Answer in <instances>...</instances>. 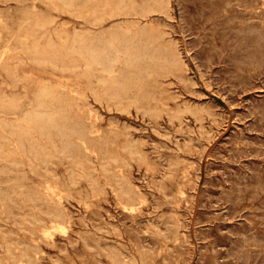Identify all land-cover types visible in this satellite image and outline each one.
Masks as SVG:
<instances>
[{
    "label": "rangeland",
    "instance_id": "obj_1",
    "mask_svg": "<svg viewBox=\"0 0 264 264\" xmlns=\"http://www.w3.org/2000/svg\"><path fill=\"white\" fill-rule=\"evenodd\" d=\"M79 1L81 4L74 0L71 6L60 0H0V264H206L208 260L207 264L212 261V264H264V0H245L247 3L244 0H187L190 3L169 0L167 9H158L160 14L150 10L157 8L152 0H126V4L112 12L111 6L96 4L95 0ZM94 10L102 13L104 19L98 22ZM164 10L168 11L164 13ZM105 29L109 31L106 33ZM149 29L155 34H150ZM75 30L77 34L94 38L124 32L122 35L126 38L140 41L137 53L143 55L144 69L148 68L147 72L142 69L138 74L141 84L137 81L139 85L135 84L115 99L103 86L107 73L100 66L87 72L81 66H70L66 58L55 65L36 55L34 48L43 49L49 43L65 44ZM142 44L148 45L143 49ZM117 50L112 54L119 55V60L129 53L120 47ZM169 50L173 51L169 57L174 52L181 53L182 68L179 65L169 68L171 64L163 61ZM116 64L115 75L120 80L127 71L120 61ZM152 66L156 72L159 69L164 72L155 73L151 71ZM163 73L166 75L162 76ZM183 76L189 82H184ZM42 88L59 93V102L53 104L65 112L68 122L84 130L83 134L75 130L68 133L67 139L72 143L68 149L64 146L65 137L56 130L47 136L28 122L29 115L38 108ZM135 93L140 96L137 103L132 99ZM150 93L156 97L152 99ZM9 102L15 107L1 104ZM126 126L128 129H123ZM35 148L39 150L34 154ZM123 189L133 192L124 194L120 192ZM53 206L64 217L61 221L64 229L45 235L40 225L49 221ZM121 206L128 209L125 211ZM149 251L160 256L154 257ZM142 256L149 258L142 259Z\"/></svg>",
    "mask_w": 264,
    "mask_h": 264
},
{
    "label": "bare ground",
    "instance_id": "obj_2",
    "mask_svg": "<svg viewBox=\"0 0 264 264\" xmlns=\"http://www.w3.org/2000/svg\"><path fill=\"white\" fill-rule=\"evenodd\" d=\"M52 1V0H51ZM78 2H80L79 0H77ZM126 0H95V2H96V4H99V5H102V6H106V7H109V6H111V12L112 11H115V9L116 8H119L124 2H125ZM129 1H131V0H129ZM143 1V0H142ZM150 1V0H149ZM184 2H186L185 0H183ZM190 1V0H189ZM189 1H187V2H189ZM192 1V0H191ZM200 1V0H199ZM202 1V0H201ZM204 1V0H203ZM206 1V0H205ZM229 1V0H228ZM245 1V0H244ZM250 0H248V2H249ZM20 2V1H19ZM60 2H63V3H65L66 5H71L72 6V4L74 5V0H60ZM143 2H145V1H143ZM226 2H227V0H226ZM237 2V1H236ZM3 3V2H2ZM22 3V2H21ZM87 3V2H86ZM129 3V2H128ZM127 3V4H128ZM150 4H151V2H149ZM148 3V4H149ZM155 3V4H154ZM190 3V2H189ZM199 3V2H198ZM202 3H204V2H202ZM210 3V2H209ZM222 3V2H221ZM230 3H232V2H230ZM245 3H247L246 1H245ZM255 3V2H254ZM77 4V3H76ZM79 4V3H78ZM80 4H81V2H80ZM124 4H126V3H124ZM137 4V6L138 5H140L139 3H136ZM147 4V3H146ZM152 4H154L157 8H155V7H153V8H151V7H149V8H151L150 10H152V11H158V9L159 10H162V9H167V7L168 6H170V3H169V0H152ZM186 4V3H185ZM195 4V3H194ZM214 4V3H213ZM224 4H226V3H224ZM36 5V4H35ZM153 5V6H154ZM228 5V4H227ZM229 5H231V4H229ZM235 5V4H234ZM237 5V4H236ZM76 6V5H75ZM126 6H128V5H126ZM142 6V5H141ZM148 6V5H147ZM152 6V5H151ZM182 6V5H181ZM187 6V5H186ZM197 6V5H196ZM200 6H201V4H200ZM203 6V5H202ZM207 7L209 6V5H206ZM205 6V7H206ZM211 6V5H210ZM216 6H217V4H216ZM232 6V5H231ZM230 6V7H231ZM243 6H244V4H243ZM246 6V5H245ZM258 6V5H257ZM69 7V6H68ZM97 7V6H96ZM140 7V6H139ZM187 7H189V6H187ZM204 7V6H203ZM202 7V8H203ZM228 7V6H227ZM249 7V6H248ZM253 7V6H252ZM31 8V7H30ZM73 8V7H72ZM135 7L133 6V9H134ZM141 8V7H140ZM172 8V7H171ZM198 8V7H197ZM211 8V7H210ZM217 8H219V7H217ZM216 7H215V9H217ZM238 8V7H237ZM258 8V7H257ZM256 8V9H257ZM77 9V8H76ZM75 9V10H76ZM136 9V8H135ZM142 9V8H141ZM144 9V8H143ZM142 9V10H143ZM145 9H147V8H145ZM181 9H182V7H181ZM184 9H185V7H184ZM187 9V8H186ZM248 9V8H247ZM66 10V9H65ZM68 10V9H67ZM80 10V9H79ZM219 10V9H218ZM243 10V9H242ZM254 10V9H253ZM98 10H94V14H95V19L98 21V20H101L102 18L104 19V17H102L101 18V16H102V13H98L97 12ZM126 11H128V10H126ZM134 11H136V10H134ZM154 11V12H155ZM163 11V10H162ZM165 11H168V10H164V13H165ZM184 11V10H183ZM214 11V10H213ZM250 11V10H249ZM1 12V11H0ZM29 12V11H28ZM27 12V13H28ZM144 12H145V10H144ZM182 12V11H181ZM185 12H187V11H185ZM185 12L183 13V17H184V15H185ZM201 12V11H200ZM204 12V11H203ZM221 12V11H220ZM32 13V12H31ZM98 13V14H97ZM149 13V12H148ZM148 13H147V10H146V14L148 15ZM158 13H159V11H158ZM170 13V12H169ZM188 13V12H187ZM199 13V12H198ZM202 13V12H201ZM205 13V12H204ZM207 13V12H206ZM219 13V12H218ZM1 14V13H0ZM122 14V13H121ZM126 14V13H125ZM138 14V13H137ZM141 14V13H140ZM145 14V13H144ZM145 14V16H147ZM160 14V13H159ZM168 14V13H167ZM166 14V15H167ZM172 14V13H171ZM211 14V13H210ZM219 14H221V13H219ZM123 15V14H122ZM139 15V14H138ZM170 15V14H169ZM173 15V14H172ZM215 15V14H214ZM216 15H217V13H216ZM260 15H261V13H260ZM4 16V15H3ZM110 16V15H109ZM153 16V15H152ZM165 15H163V17H164ZM171 16V15H170ZM192 16H194V15H192ZM191 16V17H192ZM198 16H199V14H198ZM207 16H209V15H207ZM206 16V17H207ZM245 16V15H244ZM258 16V15H257ZM5 17V16H4ZM126 17V16H125ZM161 17V16H160ZM168 17V16H167ZM183 17H181V18H183ZM197 17V16H196ZM200 17V16H199ZM205 17V18H206ZM226 17V16H225ZM229 17V16H228ZM259 17V16H258ZM164 18H166V17H164ZM186 18V17H185ZM195 18V17H194ZM108 19V18H107ZM128 19V18H127ZM137 19V18H136ZM159 19V18H158ZM193 19V18H192ZM203 19V18H202ZM210 19V18H209ZM230 19V18H229ZM234 19V18H233ZM237 19V18H236ZM161 20V19H160ZM167 20V19H166ZM188 20V19H187ZM204 20V19H203ZM207 20V19H206ZM230 20H232V19H230ZM243 20V19H242ZM134 21V20H133ZM199 21H201V20H199ZM213 21H215V18H214V20ZM244 21V20H243ZM99 22V21H98ZM98 22H96V23H98ZM124 22V21H123ZM127 22H129V21H127ZM136 22V21H135ZM162 22V21H161ZM166 22V21H165ZM169 22V21H168ZM167 22V23H168ZM184 23H185V21H183ZM187 22V21H186ZM195 22V19H194V21H193V23ZM223 22V21H222ZM226 22V21H225ZM240 22V21H239ZM258 22V21H257ZM120 23V22H119ZM136 23H138V21L136 22ZM147 23V22H146ZM156 23V22H155ZM158 23V22H157ZM171 23V22H170ZM192 23V22H191ZM198 23V22H197ZM208 23V22H207ZM241 23V22H240ZM245 23V22H244ZM254 23V22H253ZM256 23V22H255ZM91 24V23H90ZM121 24V23H120ZM130 24H134V23H130ZM162 24V23H161ZM161 24H160V26H161ZM172 24V23H171ZM204 24H205V22H204ZM211 24V23H210ZM243 24V23H242ZM250 24V23H249ZM251 24H252V22H251ZM260 24V23H259ZM95 25V24H94ZM116 25V24H115ZM114 25V26H115ZM147 25V24H146ZM149 25V24H148ZM147 25V26H148ZM151 25V24H150ZM148 26V27H150V28H152L151 26ZM158 25H159V23H158ZM169 25V24H168ZM221 25V24H220ZM233 25V24H232ZM236 25V24H235ZM241 25V24H240ZM256 25H257V23H256ZM75 26V25H74ZM114 26H113V29L115 30L116 28H114ZM124 26V25H123ZM133 26V25H132ZM144 26V25H143ZM142 26V28H144ZM216 26V25H215ZM251 26H254V25H251ZM116 27H118V25L116 26ZM125 27V26H124ZM134 27H136V26H134ZM139 27V29H140V27H141V25L140 26H138ZM146 27V26H145ZM166 27V26H165ZM186 27V26H185ZM233 27V26H232ZM236 27V26H235ZM258 27H260V26H258ZM120 28H122V27H120ZM154 28V27H153ZM164 28V27H163ZM169 28V27H168ZM170 28H172V30H174L173 28L174 27H170ZM169 28V29H170ZM187 28V27H186ZM203 28V27H202ZM210 28V27H209ZM228 28V27H227ZM112 29V28H111ZM138 29V28H137ZM138 29V30H139ZM155 30H156V28H154ZM189 29V28H188ZM204 29H205V27H204ZM207 29V28H206ZM224 29V28H223ZM120 30V29H119ZM123 30H125V29H123ZM136 30V29H135ZM137 30V31H138ZM141 30V29H140ZM139 30V31H140ZM146 30V29H145ZM149 30H151V29H149ZM148 30V31H149ZM162 30H164V29H162ZM168 30V29H167ZM190 30V29H189ZM222 30V29H221ZM78 31V30H77ZM85 31V30H84ZM89 31V30H88ZM105 31H106V33H107V31H109V30H106L105 29ZM104 31V32H105ZM117 31V30H116ZM130 31H131V28H130ZM132 31H133V29H132ZM141 31H143V30H141ZM147 31V32H148ZM165 31V30H164ZM191 31V30H190ZM197 31V30H196ZM196 31H195V34L197 35V33H196ZM203 31V30H202ZM211 31H214V29L213 30H211ZM75 32H76V30H75ZM74 32V33H75ZM79 32V31H78ZM121 32V31H120ZM128 32H129V29H128ZM145 32V31H144ZM127 33V32H126ZM134 32H132V34H133ZM142 33V32H141ZM157 33V32H156ZM162 33H164V32H162ZM211 33V32H210ZM213 33V32H212ZM220 33V32H219ZM85 35V33H82V35L81 34H77V32L72 36V37H70V38H67V39H69L70 41L69 42H67V43H65V44H56V43H49L47 46H46V48H43V49H37V48H34V51H35V53H36V55L37 56H39L40 57V59L42 60H44V61H51V62H53L55 65H57L58 63H62L63 61H65L64 59L66 58V59H68L70 62V66H72V67H75V66H81L85 71H87V72H90V71H92L93 69H95V68H97V67H101L102 69H101V71H105L106 73H107V76L106 77H104L103 78V80H102V83H103V86H104V88H106L108 91H109V93H110V96L111 97H114L115 99H117L119 96H121V95H123V94H125V92H127L131 87H133V86H135V84H137V85H139V83L141 84V82L140 81H138V74L142 71V69H144L145 67H144V65L146 64H144V62H143V55L141 56V54H138L137 53V49H138V47H139V42H136L132 37H131V39H129V38H126L125 36H123L122 34H125L124 32H122L121 34H118V33H108L107 35H105L104 34V36H100V37H96V38H94V37H91V35L89 36V37H86V36H84ZM129 34V33H128ZM148 35H150V34H155L154 33V31H153V29L151 30V32H150V34H149V32L147 33ZM167 34H169V33H166V35ZM208 34H209V32H208ZM222 34V33H221ZM234 34H235V32H234ZM134 35V34H133ZM143 35H144V33H143ZM164 35H165V33H164ZM202 36H203V34H201ZM216 35V34H215ZM220 35V34H219ZM224 35H226V34H224ZM97 36V35H96ZM128 36H132V35H128ZM210 36V35H209ZM217 36V35H216ZM222 36V35H221ZM7 37V36H6ZM152 37H153V35H152ZM155 37V36H154ZM211 37V36H210ZM213 37V36H212ZM8 38V37H7ZM145 38H148L147 36L145 37ZM157 38H159V35L157 36ZM176 38V37H175ZM205 38V37H204ZM220 38V37H219ZM231 38H233L232 37V33H231ZM1 39V38H0ZM215 39V38H214ZM213 39V40H214ZM234 39V38H233ZM149 40L151 41L152 39L150 38V36H149ZM155 40H157L156 38L154 39V41ZM159 40V39H158ZM170 40V39H169ZM229 40V39H228ZM153 41V40H152ZM162 41H163V39H162ZM165 41H166V39H165ZM202 41V40H201ZM204 41H206V40H204ZM225 41V40H224ZM157 42V41H156ZM159 42H161L160 40H159ZM174 42V41H173ZM172 42V43H173ZM178 42V41H177ZM212 42V41H211ZM228 42V41H227ZM248 42V41H247ZM152 43V42H151ZM154 43V42H153ZM162 44H164V42H161ZM165 43H168V41L167 42H165ZM144 44H145V42H144ZM175 44V43H174ZM173 44V45H174ZM199 44V43H198ZM209 44V43H208ZM211 44V43H210ZM223 44V43H222ZM249 44V43H248ZM143 45V44H142ZM148 45V44H147ZM147 45H143V47L144 46H146L147 47ZM153 45V44H152ZM152 45H151V47H152ZM165 46H166V44H164ZM163 45V46H164ZM214 45V44H213ZM226 45V44H225ZM250 45H251V43H250ZM264 45V44H263ZM159 46V45H158ZM162 46V45H161ZM169 46H171V45H168V47ZM202 46V45H201ZM224 46V45H223ZM22 47V46H21ZM25 47V46H24ZM118 47H120L123 51L125 50H128L129 51V53H127L126 55H124V57L122 56V60L120 59L119 60V55H113L112 53L114 52H116L117 53V49H118ZM167 47V46H166ZM174 47V49H176V52H177V48H175L176 46H173ZM178 47V46H177ZM222 47V46H221ZM23 48V47H22ZM153 48V47H152ZM154 48H156V47H154ZM153 48V49H154ZM164 48V47H163ZM170 48V47H169ZM184 48V47H183ZM209 48H211V47H209ZM214 48V47H213ZM224 48V47H223ZM241 48V47H240ZM143 49H145V47L143 48ZM150 49V48H149ZM159 49H160V47H159ZM158 49V50H159ZM171 49V48H170ZM205 49H206V47H205ZM212 49V48H211ZM228 49V48H227ZM247 49V48H246ZM117 50V51H116ZM161 50V49H160ZM214 50V49H213ZM140 51H141V49H140ZM154 51H157V48H156V50L154 49ZM153 51V52H154ZM164 52H165V50H163ZM170 51V52H169ZM169 51H167L168 52V54L167 55H165V53L164 52H161V53H164V59H163V61L164 62H166L167 63V65H170L169 66V68L171 67L172 68V66H177V65H179L180 66V64H182V62H181V59H180V55H179V53H176V52H174V54L172 55V56H170L169 57V55L171 54V51L172 50H169ZM201 51V50H200ZM208 51V50H207ZM122 51L120 50L119 51V53H121ZM147 52V51H146ZM150 52V51H149ZM152 52V51H151ZM173 52V51H172ZM209 52V51H208ZM207 52V53H208ZM247 52V51H246ZM255 52V51H254ZM155 53V52H154ZM160 53V52H159ZM160 53V54H161ZM170 53V54H169ZM202 53V52H201ZM210 53V52H209ZM220 52H218V53H216V54H219ZM228 53H229V50H228ZM122 54V53H121ZM152 54V53H151ZM158 55V56H160V58L162 57L161 55ZM181 54V53H180ZM203 54V53H202ZM222 54V53H221ZM231 54V53H230ZM240 54V53H239ZM238 54V55H239ZM156 55H157V53H156ZM205 55V54H204ZM215 54H213V56H214ZM249 55V54H248ZM147 56V55H146ZM154 56V55H153ZM210 56V55H209ZM225 56V55H224ZM227 56H228V54H227ZM226 56V57H227ZM151 57V56H150ZM233 57V56H232ZM145 58V57H144ZM147 58V57H146ZM145 58V59H146ZM157 58V57H156ZM163 58V57H162ZM161 58V59H162ZM216 58V57H215ZM236 58V57H235ZM145 59H144V61H145ZM148 59V58H147ZM203 59H205V58H203ZM220 59V58H219ZM222 59H225V58H222ZM240 59V58H239ZM238 59V60H239ZM206 60V59H205ZM216 60V59H215ZM229 60V59H228ZM117 61H118V63H119V61L122 63L121 65H123V67L126 69V70H124V71H127V72H125V74L124 73H122V75L124 74V76H122V77H120V80L119 79H117V78H119V77H117L116 75H115V68H117ZM161 61V60H160ZM212 61H214V60H212ZM217 61V60H216ZM216 61H214L215 63H216ZM243 61V60H242ZM154 62V61H153ZM163 63V62H162ZM214 63V64H215ZM218 63V62H217ZM226 63H228V61L226 62ZM238 63V62H237ZM257 62H255V64H256ZM148 64V63H147ZM151 64V63H150ZM153 64V63H152ZM157 64V63H156ZM225 64V63H224ZM240 64H242V63H240ZM149 65V64H148ZM148 65H146V66H148ZM158 65V64H157ZM186 65H187V63H186ZM185 65V66H186ZM211 65V64H210ZM223 65V64H222ZM160 66V65H159ZM166 66V65H165ZM238 66H240V65H238ZM241 66H243V65H241ZM240 66V67H241ZM262 66V65H261ZM120 67V66H119ZM149 67V66H148ZM156 67V66H155ZM161 67V66H160ZM232 67V66H231ZM244 67V66H243ZM246 67V66H245ZM163 68V67H162ZM174 68V67H173ZM180 68H182V66H180ZM235 68V67H234ZM154 68H153V66H152V69H151V71L153 70ZM155 69H157V67L155 68ZM159 69V68H158ZM175 69V68H174ZM202 69V68H201ZM236 69V68H235ZM238 69V68H237ZM246 69V68H245ZM123 70L121 71V69H120V72H123ZM146 70V71H145ZM147 70H148V68L147 69H144V71L145 72H147ZM150 70V69H149ZM169 70H171V69H169ZM234 69H232V71H233ZM248 70V69H247ZM255 70V69H254ZM155 73H158V72H160V71H162V72H164L162 69H159V71L158 72H156L155 70H153ZM166 71V70H165ZM178 71V70H177ZM176 71V72H177ZM104 72V73H105ZM143 72V71H142ZM168 72V71H167ZM170 72V71H169ZM168 72V73H169ZM173 72V71H172ZM205 72V71H204ZM230 72V71H229ZM248 72V71H247ZM250 72V71H249ZM119 72H117V74H118ZM167 73V74H168ZM121 74V73H120ZM143 74V73H142ZM142 74H140V75H142ZM149 74V73H148ZM148 74H146V76H148ZM170 74V73H169ZM172 74H174V73H172ZM172 74H170V75H172ZM251 74V73H250ZM119 75V74H118ZM139 75V76H140ZM145 75V74H144ZM160 75H161V73H159V77H160ZM164 75H166V73H163L162 74V76H164ZM169 75V76H170ZM207 75V74H206ZM241 75V74H240ZM247 75V74H246ZM251 75H253V74H251ZM120 76V75H119ZM226 76V75H225ZM231 75H229V77H230ZM249 76V75H248ZM141 77V76H140ZM142 77H143V75H142ZM142 77H141V81H142ZM145 77V76H144ZM152 77V76H151ZM157 77H158V75H157ZM158 77V78H159ZM167 76H165V78H166ZM173 77V76H172ZM176 77V76H175ZM181 76H179V78H180ZM240 77V76H239ZM244 77H245V75H244ZM17 78V77H16ZM145 78H147V77H145ZM162 78V77H161ZM164 78V77H163ZM186 78V77H185ZM190 78V77H189ZM188 78V79H189ZM181 79H184V76H183V78H181ZM191 80H192V78H190ZM194 79V78H193ZM240 79V78H239ZM101 80V79H100ZM140 80V79H139ZM190 80V81H191ZM195 80V79H194ZM221 80V79H220ZM137 81L139 82V83H137ZM147 81V80H146ZM157 81H159V80H157ZM157 81H155V82H157ZM181 82H182V80H180ZM185 81H188L189 82V80H185L184 79V82ZM225 81V80H224ZM247 81V80H246ZM159 82H161V81H159ZM170 82V81H169ZM183 82V83H184ZM222 82H223V80H222ZM228 83H229V81H227ZM152 83V82H151ZM154 83V82H153ZM176 83V82H175ZM183 83H181V84H183ZM187 83V82H186ZM196 83V82H195ZM225 83V82H224ZM231 83V82H230ZM233 83V82H232ZM231 83V84H232ZM235 83V82H234ZM246 83H249V82H246ZM146 84H148V83H146ZM157 84V83H156ZM156 84H153V86L154 85H156ZM161 84H163V83H161ZM167 84V83H166ZM188 84V83H187ZM190 84V83H189ZM251 84V83H250ZM100 85V84H99ZM150 86L152 85V84H149ZM148 85V86H149ZM159 85V84H158ZM185 85V84H184ZM197 85V84H196ZM206 85V84H205ZM50 86H51V88L53 89V87H52V85L50 84ZM101 86V85H100ZM147 86V85H146ZM187 86V85H186ZM236 86H238L237 84H236ZM159 87H160V85H159ZM134 88V87H133ZM151 88H152V86H151ZM52 89H49V88H42L41 89V91L39 92V101H38V108H36L35 110H34V112H30L31 114L29 115V117H28V122L31 124V126L33 127V128H37L41 133H43V134H45V135H47V136H50L51 134V132L53 131V130H56V132L60 135V136H64L65 137V143H64V146H65V148L66 149H68L69 147H71L72 146V143H71V140L70 139H67V136L69 135L68 133H70L71 131L73 132L74 130L76 131V132H78V133H82L83 134V129H80V128H76L77 126H79L78 124H76L77 126H75V125H73V123L72 122H68V116H66V114H65V112L62 110V109H60V107L57 105H55V104H53V103H58L59 102V99H60V95H59V93H57V92H55V91H53ZM153 89H155V88H153ZM179 89V88H178ZM161 90V89H160ZM177 90V89H176ZM186 90V89H185ZM184 90V91H185ZM141 91V90H140ZM169 91V90H168ZM191 91V90H190ZM193 91V90H192ZM163 92H166V91H163ZM145 93V92H144ZM153 93V92H152ZM155 93V92H154ZM167 93V92H166ZM164 94V93H163ZM188 94V93H187ZM195 94V93H194ZM199 94V93H198ZM197 94V95H198ZM205 94V93H204ZM227 94V93H226ZM87 95V94H86ZM200 95V94H199ZM145 96H146V94H145ZM148 96V95H147ZM150 96H151V93H150ZM155 96V95H154ZM185 96V95H184ZM151 97H153V95L151 96ZM156 97V96H155ZM155 97H153L152 99H154ZM201 97V96H200ZM147 98V97H146ZM177 98H179L178 96H177ZM90 99V98H89ZM129 99V98H128ZM132 99H134V101H135V103H137V102H139L140 101V96H139V94L138 93H135V95H134V98H132ZM156 99H160V98H156ZM188 99V98H187ZM200 99H202V98H200ZM147 100H148V98H147ZM161 100V99H160ZM186 101V100H185ZM189 102V101H188ZM198 102V101H197ZM192 103V102H191ZM199 103H201V102H199ZM198 103V104H199ZM203 103V102H202ZM4 107H7V108H13V107H15V105H14V103H11V102H9V103H7V104H4V103H1ZM91 104V103H90ZM212 104V103H211ZM249 104V103H248ZM92 105V104H91ZM168 105V104H167ZM193 105H194V103H193ZM204 105V104H203ZM216 105V104H215ZM263 105V104H262ZM131 106V105H130ZM169 106H171V105H169ZM184 106H186V105H184ZM183 106V107H184ZM199 106V105H198ZM201 106V105H200ZM219 106V105H218ZM204 108V107H203ZM216 108V107H215ZM30 109V108H29ZM137 109H138V107H137ZM152 109V108H151ZM150 109V110H151ZM213 109V108H212ZM219 109V108H218ZM99 110V109H98ZM153 110H154V108H153ZM161 110V109H160ZM185 110V109H184ZM137 111V110H136ZM212 111V110H211ZM131 112V111H130ZM203 112H204V110H203ZM203 112H201L202 114H203ZM206 112V111H205ZM213 112V111H212ZM99 113V112H98ZM211 113V112H210ZM209 113V114H210ZM216 113H217V111H216ZM215 113V114H216ZM226 113V112H225ZM250 113V112H249ZM256 113V112H255ZM102 114V113H101ZM166 114V113H165ZM208 114V115H209ZM215 114H214V116H215ZM222 114V113H221ZM103 115V114H102ZM101 115V116H102ZM138 115V114H137ZM151 115H152V113H151ZM153 115H155V114H153ZM191 115V114H190ZM217 115V114H216ZM158 116V115H157ZM167 116V115H166ZM179 116V115H178ZM202 116V115H201ZM204 116V115H203ZM202 116V117H203ZM210 116H211V114H210ZM213 116V115H212ZM111 117V116H110ZM219 117V116H218ZM105 118V117H104ZM116 118H117V116H116ZM150 118V117H149ZM148 118V119H149ZM153 118H156V117H153ZM158 118H159V116H158ZM167 118H168V116H167ZM196 118V117H195ZM200 118V117H199ZM258 118V117H257ZM120 119V118H119ZM170 120H172L171 118H169ZM179 119V118H178ZM182 119V118H181ZM187 119V118H186ZM205 119V118H204ZM112 120L114 121V119L112 118ZM143 120V119H142ZM152 120V119H151ZM154 120V119H153ZM157 120V119H156ZM155 120V121H156ZM201 120V119H200ZM199 120V121H200ZM112 121V122H113ZM121 121V120H120ZM154 121V122H155ZM117 122V121H116ZM144 122H146L145 120H144ZM158 122V121H157ZM170 122V121H169ZM113 123H115V122H113ZM118 124H119V122H117ZM180 123V122H179ZM124 124H125V122H124ZM120 125V124H119ZM156 125V124H155ZM160 125V124H159ZM204 125V124H203ZM102 126V125H101ZM124 126V125H123ZM132 126V125H131ZM135 126V125H134ZM186 126H187V124H186ZM129 127V126H128ZM209 127V126H208ZM254 127V126H253ZM76 128V129H75ZM121 128V127H120ZM119 128V129H120ZM133 128V127H132ZM144 128V127H143ZM158 128V127H157ZM243 128V127H242ZM258 128V127H257ZM123 129H128L127 128V126H126V128H123ZM122 128H121V130H123ZM130 129H131V127H130ZM134 129V128H133ZM161 129V128H160ZM193 129V128H192ZM251 129V128H250ZM138 130V129H137ZM166 130V129H165ZM236 130V129H235ZM260 130V129H259ZM131 131V130H130ZM150 131V130H149ZM153 131H154V129H153ZM156 131V130H155ZM168 131V130H167ZM194 131H195V129H194ZM199 132V131H198ZM237 132V131H236ZM246 132V131H245ZM131 133H132V131H131ZM231 133V132H230ZM229 133V134H230ZM128 134V133H127ZM158 134V133H157ZM164 134V133H163ZM171 134V133H170ZM176 134V133H175ZM196 134V133H195ZM232 134V133H231ZM235 134V133H234ZM129 135V134H128ZM133 135H134V133H133ZM132 136V135H131ZM167 136V135H166ZM171 136V135H170ZM201 136V135H200ZM216 136V135H215ZM230 136V135H229ZM238 136V135H237ZM245 136V135H244ZM148 137H151V136H148ZM164 137V136H163ZM190 137V136H189ZM188 137V138H189ZM235 137V136H234ZM250 137V136H249ZM256 137V136H255ZM140 138V137H139ZM228 138V137H227ZM243 138V137H242ZM247 138V137H246ZM133 139V138H132ZM201 139V138H200ZM203 139V138H202ZM235 139V138H234ZM251 139H252V137H251ZM131 140V139H130ZM137 140V139H136ZM135 140V141H136ZM195 140V139H194ZM229 140V139H228ZM238 140V139H237ZM256 140V139H255ZM138 141H140V140H138ZM144 141V140H143ZM170 141V140H169ZM190 141H191V138H190ZM196 141H197V139H196ZM234 141V140H233ZM130 142H134L133 140L132 141H130ZM147 142V141H146ZM191 142H193V141H191ZM207 142V141H206ZM238 142V141H237ZM53 143V142H52ZM137 143V142H136ZM148 143V142H147ZM153 143V142H152ZM176 143V142H175ZM185 143V142H184ZM184 143H183V145H184ZM195 143V142H194ZM247 143V142H246ZM160 144V143H159ZM158 144V145H159ZM188 144V143H187ZM186 144V145H187ZM190 144V143H189ZM197 144V143H196ZM222 144V143H221ZM234 144V143H233ZM242 144V143H241ZM255 144V143H254ZM143 145H145V144H143ZM161 145V144H160ZM193 145V144H192ZM195 145V144H194ZM223 145V144H222ZM247 145V144H246ZM177 146V145H176ZM196 146V145H195ZM194 146V147H195ZM199 146V145H198ZM205 146H207V145H205ZM218 146V145H217ZM250 146V145H249ZM137 147V146H136ZM165 147V146H164ZM178 147H179V144H178ZM184 147H185V145H184ZM261 147H263V146H261ZM138 148V147H137ZM162 148V147H161ZM166 148V147H165ZM180 148V147H179ZM196 148V147H195ZM242 148H244V147H242ZM253 148V147H252ZM164 149V148H163ZM233 149V148H232ZM245 149V148H244ZM38 150L39 149H34V154L35 153H38ZM144 150V149H143ZM153 150V149H152ZM183 150V149H182ZM182 150H180V151H182ZM199 150V149H198ZM217 150H219V149H217ZM238 150V149H237ZM243 150V149H242ZM259 150V149H258ZM139 151V150H138ZM146 151V150H145ZM174 151V150H173ZM178 151V150H177ZM239 151V150H238ZM241 151V150H240ZM253 151V150H252ZM252 151H251V153H252ZM255 151V150H254ZM262 151V150H261ZM149 152V151H148ZM195 152H197L196 150H195ZM214 152H216V151H214ZM226 152V151H225ZM243 152V151H242ZM245 152V151H244ZM200 153V152H199ZM218 153V152H217ZM220 153V152H219ZM230 153V152H229ZM138 154H140V153H138ZM159 154H160V152H159ZM197 154V153H196ZM262 154H264L263 152H262ZM237 155V154H236ZM244 155V154H243ZM147 156H149V155H147ZM197 156V155H196ZM210 156V155H209ZM214 156V155H213ZM223 156V155H222ZM231 156V155H230ZM239 156V155H238ZM254 156V155H253ZM200 157V156H199ZM220 157V156H219ZM234 157V156H233ZM159 158V157H158ZM164 158V157H163ZM252 158V157H251ZM118 159V158H117ZM139 159V158H138ZM167 159V158H166ZM169 159V158H168ZM184 159V158H183ZM222 159V158H221ZM233 159V158H232ZM236 159V158H235ZM243 159V158H242ZM250 159V158H249ZM255 159V158H254ZM132 160H133V158H132ZM170 160V159H169ZM185 160V159H184ZM187 160H188V158H187ZM201 160V159H200ZM238 160H239V158H238ZM253 160V159H252ZM91 161V160H90ZM120 161V160H119ZM165 161V160H164ZM173 161V160H172ZM171 161V162H172ZM178 161V160H177ZM176 161V162H177ZM189 161H190V159H189ZM192 161V160H191ZM194 161V160H193ZM174 162V161H173ZM196 162V161H195ZM49 163V162H48ZM156 163V162H155ZM159 163V162H158ZM179 163V162H178ZM191 163H194V162H191ZM225 163L226 162H224L223 164L225 165ZM258 163V162H257ZM257 163H256V165H257ZM180 164V163H179ZM130 165V164H129ZM168 165V164H167ZM174 165H175V167H177V165L176 164H173L172 166L174 167ZM199 165V164H198ZM201 165V164H200ZM216 165V164H215ZM235 165V164H234ZM238 165V164H237ZM253 165V164H252ZM163 166H164V164H163ZM212 166V165H211ZM223 166V165H222ZM230 166V165H229ZM229 166H228V168H229ZM162 167V166H161ZM238 167V166H237ZM165 169H166V167H164ZM243 168H244V166H243ZM263 169H264V167H262ZM261 168V169H262ZM164 169V170H165ZM175 169V168H174ZM231 169V168H230ZM252 169V168H251ZM255 169V168H254ZM259 169V168H258ZM257 169V170H258ZM261 169H260V172H261ZM221 170V169H220ZM226 170V169H225ZM224 170V171H225ZM240 170V169H239ZM256 170V169H255ZM197 171V170H196ZM222 171V170H221ZM223 171V172H224ZM247 171V170H246ZM249 171V170H248ZM263 171V170H262ZM233 172V171H232ZM196 173V172H195ZM263 173V172H262ZM193 174V173H192ZM215 174V173H214ZM162 175V174H161ZM249 175V174H248ZM252 175V174H251ZM254 175V177H255V174H253ZM264 175V174H263ZM196 177H197V175H196ZM232 177V176H231ZM261 177H262V175H261ZM152 178V177H151ZM155 178V177H154ZM218 178V177H217ZM229 178V177H228ZM235 178H236V176H235ZM248 178V177H247ZM124 179V178H123ZM153 179V178H152ZM151 179V180H152ZM156 179V178H155ZM152 180V181H156V180ZM165 179V178H164ZM192 179H193V177H192ZM207 179V178H206ZM138 180H139V178H138ZM146 180V179H145ZM254 180V179H253ZM146 181H148V180H146ZM162 181V180H161ZM256 181V180H255ZM163 182V181H162ZM252 182V181H251ZM121 183H122V181H121ZM149 183V182H148ZM243 183V182H242ZM255 183V182H254ZM126 184V183H125ZM127 184H128V186H129V183H128V181H127ZM133 184H135V183H133ZM164 184V183H163ZM212 184H214V183H212ZM217 184V183H216ZM244 184V183H243ZM160 185H162V184H160ZM224 185H225V182H224ZM250 185V184H249ZM121 186V185H120ZM165 187H166V185H164ZM21 187H23V186H21ZM20 187V188H21ZM131 187V186H130ZM129 187V188H130ZM157 187V186H156ZM161 187V186H160ZM212 187V186H211ZM235 187V186H234ZM20 188H18L20 191H21V189ZM124 188V187H123ZM133 188V187H132ZM143 188V187H142ZM152 188V187H151ZM218 188V187H217ZM242 188V187H241ZM14 189V188H13ZM131 189V188H130ZM134 189V188H133ZM132 189V190H133ZM165 189V188H164ZM161 190V189H160ZM168 190H169V188H168ZM203 190V189H202ZM124 192V194H125V192H131L130 190H128V189H123V190H120V192ZM162 191V190H161ZM165 191V190H164ZM163 191V192H164ZM183 191V190H182ZM122 192V193H123ZM133 192V191H132ZM131 192V193H132ZM143 192V191H142ZM159 192V191H158ZM22 193V192H21ZM160 193V192H159ZM173 193V192H172ZM184 193V192H183ZM249 193H250V191H249ZM262 193V192H261ZM17 194V193H16ZM24 194V193H23ZM136 194V193H135ZM164 194H166L165 192H164ZM163 194V195H164ZM171 194V193H170ZM174 194V193H173ZM172 194V195H173ZM263 194V193H262ZM19 195H20V193H19ZM22 195V194H21ZM118 197V196H117ZM116 197V198H117ZM121 197L122 196H120V199H121ZM170 196L168 195V198H169ZM174 197V196H173ZM172 197V198H173ZM177 197V196H176ZM175 197V198H176ZM261 197V196H260ZM126 198V197H125ZM131 198V197H130ZM171 198V197H170ZM178 198V197H177ZM234 198V197H233ZM258 198V197H257ZM114 199V198H113ZM119 199V198H118ZM124 199V198H123ZM128 199V198H127ZM132 199V198H131ZM206 199V198H205ZM260 199V198H259ZM115 200V199H114ZM129 200V199H128ZM127 200V201H128ZM137 200V199H136ZM156 200V199H155ZM239 200V199H238ZM245 200V199H244ZM248 200V199H247ZM110 201V200H109ZM124 201V200H123ZM131 201V200H130ZM129 201V202H130ZM138 201V200H137ZM157 201V200H156ZM155 201V202H156ZM204 201V200H203ZM209 201V200H208ZM208 201H206V202H208ZM128 202V203H129ZM134 202H136V201H134ZM158 202V201H157ZM116 203H118V201L116 202ZM133 203V202H132ZM137 203V202H136ZM179 203H180V201H179ZM200 203V202H199ZM120 204V203H119ZM126 204V203H125ZM242 204V203H241ZM240 204V205H241ZM252 204V203H251ZM18 205V204H17ZM116 205V204H115ZM131 205V204H130ZM162 205V204H161ZM170 205H173V204H170ZM229 205V204H228ZM101 206V205H100ZM119 206V205H118ZM136 206V205H135ZM139 206V205H138ZM211 206V205H210ZM255 206V205H254ZM102 207V206H101ZM115 207V206H114ZM117 207V206H116ZM126 207V206H125ZM132 207V206H131ZM153 207V206H152ZM156 207V206H155ZM173 207V206H172ZM178 207H179V205H178ZM229 207V206H228ZM241 207V206H240ZM264 207V206H263ZM121 208H122V206H121ZM127 209H128V207H126ZM125 208V209H126ZM161 208V207H160ZM243 208V207H242ZM106 209H107V207H106ZM122 209H124V208H122ZM124 209V210H125ZM130 209V208H129ZM174 209V208H173ZM184 209V208H183ZM207 209V208H206ZM224 209V208H223ZM240 209V208H239ZM244 209V208H243ZM132 210V209H131ZM134 210V209H133ZM178 210V209H177ZM251 210H252V208H251ZM13 211V210H12ZM22 211V210H21ZM49 211V210H48ZM47 211V212H48ZM106 211V210H105ZM123 211V210H122ZM126 211V210H125ZM130 211V210H129ZM183 211V210H182ZM217 211H218V209H217ZM216 211V212H217ZM221 211V210H220ZM219 211V212H220ZM255 211V210H254ZM133 212V211H132ZM152 212V211H151ZM150 212V213H151ZM214 212H215V210H214ZM226 212V211H225ZM247 212H249V211H247ZM260 212V211H259ZM121 213V212H120ZM127 213H129V212H127ZM156 213V212H155ZM177 213V212H176ZM186 213V212H185ZM202 213V212H201ZM211 213V212H210ZM213 213V212H212ZM244 213V212H243ZM33 214V213H32ZM48 214V213H47ZM93 214V213H92ZM91 214V215H92ZM99 214H101V213H99ZM129 214H131V213H129ZM133 214V213H132ZM131 214V215H132ZM204 214H206V213H204ZM209 214V213H208ZM225 214V213H224ZM49 215H50V219H49V221L48 222H42L41 223V225H40V230H41V232L43 233V234H45V235H51L52 233H53V230H55V229H61V230H63L64 229V224H62L61 223V221H62V219L64 218L63 216H62V214H61V211L59 210V208L58 207H55V206H53V209L51 210V212H49ZM97 215V214H96ZM122 215V214H121ZM127 215V214H126ZM135 215V214H134ZM163 215V214H162ZM223 215V214H222ZM95 216V215H94ZM97 216H99V215H97ZM112 216V215H111ZM198 216V215H197ZM220 216V215H219ZM225 216V215H224ZM86 217V216H85ZM92 217V216H91ZM100 217V216H99ZM104 217V216H103ZM102 217V218H103ZM110 217V216H109ZM114 217V216H113ZM133 217V216H132ZM160 217V216H159ZM163 217V216H162ZM82 218H83V216H82ZM96 217H94V219H95ZM129 218V217H128ZM131 218V217H130ZM184 218V217H183ZM207 218V217H206ZM220 218V217H219ZM251 218V217H250ZM132 219V218H131ZM170 219V218H169ZM168 219V220H169ZM185 219V218H184ZM201 219V218H200ZM212 219V218H211ZM217 219V218H216ZM223 219V218H222ZM221 219V220H222ZM226 219V218H225ZM242 219V218H241ZM15 220V219H14ZM100 220V219H99ZM125 220V219H124ZM149 220V219H148ZM182 220V219H181ZM219 220V219H218ZM250 220V219H249ZM248 220V221H249ZM64 221V220H63ZM92 221V220H91ZM102 221V220H101ZM107 221V220H106ZM133 221V220H132ZM158 221H161V220H158ZM164 221V220H163ZM199 221V220H198ZM203 221V220H202ZM210 221V220H209ZM245 221V220H244ZM261 221V220H260ZM65 222V221H64ZM86 222V221H85ZM88 222V221H87ZM86 222V223H87ZM121 222V221H120ZM125 222H126V220H125ZM180 222V221H179ZM200 222V221H199ZM250 222V221H249ZM92 223V222H91ZM100 223V222H99ZM98 223V224H99ZM109 223V222H108ZM114 223V222H113ZM134 223H136V222H134ZM143 223V222H142ZM163 223V222H162ZM167 223V222H166ZM165 223V225H167V227L169 226L168 224H166ZM215 223V222H214ZM220 223V222H219ZM227 223V222H226ZM235 223V222H234ZM97 224V225H98ZM118 224V223H117ZM138 224V223H137ZM144 224V223H143ZM154 224V223H153ZM155 224H156V222H155ZM159 224H161V223H159ZM170 224H171V222H170ZM200 224H201V222H200ZM199 224V225H200ZM203 224V223H202ZM224 224V223H223ZM260 224V223H259ZM94 225H95V223H94ZM110 225V224H109ZM128 225V224H127ZM148 225V224H147ZM151 225V224H150ZM149 225V226H150ZM172 225V224H171ZM211 225V224H210ZM214 225V224H213ZM212 225V226H213ZM218 225V224H217ZM234 225V224H233ZM238 225V224H237ZM88 226V225H87ZM104 226H105V224H104ZM103 226V227H104ZM163 226V225H162ZM196 226V225H195ZM203 226V225H202ZM209 226V225H208ZM225 226H226V224H225ZM224 226V227H225ZM249 226V225H248ZM155 227V226H154ZM157 227V226H156ZM164 227V226H163ZM210 227V226H209ZM230 227V226H229ZM247 227V226H246ZM260 227V226H259ZM96 228H97V226H96ZM113 228V227H112ZM115 228V227H114ZM134 228H136V227H134ZM166 228V227H165ZM164 228V229H165ZM198 228V227H197ZM215 228V227H214ZM98 229L100 230H103L102 229V227L101 228H99L98 227ZM117 229V228H116ZM120 229V228H119ZM219 229H221V228H219ZM25 230V229H24ZM98 230V231H99ZM108 230V229H107ZM166 230H168L167 228H166ZM171 230H173V229H171ZM207 230V229H206ZM240 230V229H239ZM242 230V229H241ZM5 231V230H4ZM27 231V230H26ZM76 231V230H75ZM78 231V230H77ZM83 231V230H82ZM81 231V232H82ZM142 231H143V229H142ZM155 231H156V229H155ZM211 231V230H210ZM250 231V230H249ZM118 232V231H117ZM116 232V233H117ZM120 232V231H119ZM122 232V231H121ZM125 232V231H124ZM159 232V231H158ZM168 232H169V230H168ZM167 232V233H168ZM174 232V231H173ZM196 232H198V231H196ZM242 232V231H241ZM241 232H240V234H241ZM246 232V231H245ZM248 232V231H247ZM262 232V231H261ZM6 233V232H5ZM104 233V232H103ZM135 233H137V232H135ZM144 233H145V231H144ZM171 233V232H170ZM184 233V232H183ZM227 233V232H226ZM226 233H225V235H226ZM251 233V232H250ZM264 233V232H263ZM85 236H86V234L87 233H83ZM119 234V233H118ZM185 234V233H184ZM206 234V233H205ZM204 234V235H205ZM110 235V234H109ZM139 235V234H138ZM149 235V234H148ZM168 235H169V233H168ZM224 235V236H225ZM80 236V235H79ZM84 236V237H85ZM120 236H121V233H120ZM119 236V237H120ZM152 236V235H151ZM171 236V235H170ZM173 236H175V238L177 239V237H176V235H175V233H174V235ZM202 236V235H201ZM207 236V235H206ZM218 236H219V233H218ZM222 236V235H221ZM102 237V236H101ZM141 237H142V235H141ZM154 237H156V235L154 236ZM164 237V236H163ZM261 237V236H260ZM105 238H106V236H105ZM139 238V237H138ZM170 238V237H169ZM172 238V237H171ZM170 238V239H171ZM174 238V237H173ZM183 238V237H182ZM202 238V237H201ZM262 238V237H261ZM6 239H7V236H6ZM86 239H87V237H86ZM108 239V238H107ZM147 239V238H146ZM152 239H153V237H152ZM155 239V238H154ZM213 239V238H212ZM14 240V239H13ZM53 240H55V239H53ZM88 240V239H87ZM111 240V239H110ZM115 240V239H114ZM113 240V241H114ZM130 240V239H129ZM142 240H144V239H142ZM214 240V239H213ZM16 241V240H15ZM60 241V240H59ZM89 241V240H88ZM102 241V240H101ZM101 241H99V243L101 242ZM166 241H167V239H166ZM168 241H170V240H168ZM180 241V240H179ZM185 241V240H184ZM211 241V240H210ZM102 242H104V241H102ZM138 242V241H137ZM142 242V241H141ZM177 242H178V240H177ZM182 242H183V240H182ZM224 242V241H223ZM90 243V242H89ZM202 243V242H201ZM216 243H217V241H216ZM13 244V243H12ZM113 244V243H112ZM171 244V243H170ZM184 244V243H183ZM87 245L90 247V244H88L87 243ZM102 245V244H101ZM108 245V244H107ZM113 245H115V244H113ZM133 245V244H132ZM154 245H155V243H154ZM167 245V244H166ZM98 246H99V244H98ZM103 246V245H102ZM116 246V245H115ZM135 246V245H134ZM190 246H191V244H190ZM203 246H205V244L203 245ZM219 247H220V245H218ZM41 247V246H40ZM91 247H93V246H91ZM136 247V246H135ZM151 247V246H150ZM181 247V246H180ZM224 247H226V246H224ZM116 248H117V246H116ZM134 248V247H133ZM186 248V247H185ZM229 248V247H228ZM42 249V248H41ZM108 249V248H107ZM106 249V250H107ZM169 249V248H168ZM181 249V248H180ZM17 250H19V249H17ZM105 250V249H104ZM136 250H138L139 251V249H136ZM161 250V249H160ZM178 251H180L179 249H177ZM188 250V249H187ZM218 250V249H217ZM38 251V250H37ZM109 251V250H108ZM108 251H106V252H108ZM141 251V250H140ZM148 251V250H147ZM173 251V250H172ZM184 251V250H183ZM191 251V250H190ZM45 252V251H44ZM49 252V251H48ZM122 252V251H121ZM150 252V251H149ZM152 252V251H151ZM150 252V253H151ZM182 252V251H181ZM130 253V252H129ZM144 253V252H143ZM153 254H154V252H152ZM161 253V252H160ZM176 253H177V251H176ZM201 253V252H200ZM210 253V252H209ZM15 254V253H14ZM145 254H147V252L145 253ZM158 254V253H157ZM183 254H184V252H183ZM187 254V253H186ZM193 254V253H192ZM218 254V253H217ZM51 255V254H50ZM49 255V256H50ZM100 255V254H99ZM141 255H143V254H141ZM150 255V254H149ZM173 255V254H172ZM172 255H171V257H172ZM181 254H179V256H180ZM201 255H202V253H201ZM206 255V254H205ZM227 255V254H226ZM16 256V255H15ZM27 256V255H26ZM144 256H146V255H144ZM156 256V254H154V257ZM158 256V255H157ZM156 256V257H157ZM160 256V255H159ZM158 256V257H159ZM94 257V256H93ZM170 257V256H169ZM185 257V256H184ZM210 257V256H209ZM96 258V257H95ZM94 258V259H95ZM143 258H146V257H143L142 256V259ZM148 258H149V256H148ZM148 258H146L147 260H148ZM182 258H183V256H182ZM218 258V257H217ZM222 258V257H221ZM152 259V258H151ZM154 259V261L156 260L155 258H153ZM179 259V258H178ZM178 259L176 260V263H177V261H178ZM185 259V258H184ZM184 259H182V261H184ZM212 259V258H211ZM199 260V259H198ZM219 260V259H218ZM231 260H232V258H231ZM21 261V260H20ZM19 261V262H20ZM81 261V260H80ZM84 261V260H83ZM82 261V262H83ZM144 261H145V259H144ZM144 261H142V262H144ZM153 261V260H152ZM151 261V262H152ZM163 261H165V260H163ZM185 261H186V259H185ZM209 261V260H208ZM208 261H207V263H208ZM22 262H24V261H22ZM29 262V261H28ZM95 262V261H94ZM98 262H100V261H98ZM166 263L168 262V261H165ZM210 262V261H209ZM213 262V261H212ZM212 262H211V264H212ZM219 262V261H218ZM228 262V261H227ZM15 263V262H14ZM16 263H17V261H16ZM153 263V262H152ZM171 263V262H170ZM169 263V264H170ZM206 263V262H205ZM206 263V264H207ZM216 262H214V264H215ZM2 264V263H1ZM4 264H6V262L4 263ZM75 264H76V262H75ZM101 264H103L102 262H101ZM137 264V263H136ZM144 264V263H143ZM149 264V263H148ZM168 264V263H167ZM180 264V263H179ZM228 264V263H227Z\"/></svg>",
    "mask_w": 264,
    "mask_h": 264
}]
</instances>
